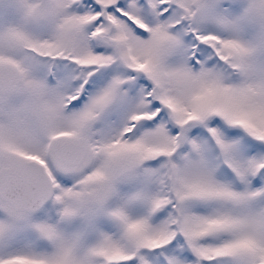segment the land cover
<instances>
[{
    "label": "snow or ice",
    "instance_id": "6c2138e0",
    "mask_svg": "<svg viewBox=\"0 0 264 264\" xmlns=\"http://www.w3.org/2000/svg\"><path fill=\"white\" fill-rule=\"evenodd\" d=\"M0 264H264V0H0Z\"/></svg>",
    "mask_w": 264,
    "mask_h": 264
}]
</instances>
